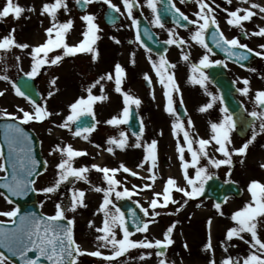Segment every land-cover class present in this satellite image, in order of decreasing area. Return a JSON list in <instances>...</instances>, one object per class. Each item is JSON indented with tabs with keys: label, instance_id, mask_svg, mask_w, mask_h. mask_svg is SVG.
I'll return each mask as SVG.
<instances>
[{
	"label": "snow or ice",
	"instance_id": "snow-or-ice-1",
	"mask_svg": "<svg viewBox=\"0 0 264 264\" xmlns=\"http://www.w3.org/2000/svg\"><path fill=\"white\" fill-rule=\"evenodd\" d=\"M95 0H75V3L80 7H84L94 3ZM185 0H180L183 4ZM232 0H225L226 4H231ZM243 3H248L249 0H242ZM103 3L111 8L114 12L121 13L120 7L112 3V0H103ZM198 6V11L192 15L195 19H190L180 8L176 7L173 0H145L146 7L151 10L153 19L150 23L158 28L165 29V24L162 22L161 15L158 11V4H164L165 11L170 12L174 16V23L183 28H188L190 25L195 26L191 31L190 40L196 45L204 49L203 55L200 56L198 62L191 61L190 52L186 48H190L191 44L184 38L179 37L175 29L168 28V39L164 40L165 45H175L180 49V58L188 63L190 75L188 83L199 85L204 90V94L210 99L202 106L198 107V112L206 113L219 102L220 118L218 121L208 122L209 134L207 138L201 137L193 133L194 123L191 117L187 118L186 126L181 115L174 107V94L180 95V106H183V98L181 89L175 79V73L172 71L176 68V64L169 62L165 53H158V59H153L151 53L152 48L147 47L141 38L139 30L140 21L133 16V9L140 7L137 0H122L123 7L127 13L128 19L131 21V27L136 29L135 42L149 53L147 59L155 72L157 80L163 87V95L166 103L164 111L170 114L174 119L171 124L173 136L177 137L175 151L180 162V169L184 186H180L174 177H168L164 183L161 192H153L148 206L144 207L139 201H135L136 208L143 215L137 214V211L127 209V216L124 211L114 202L124 198L131 199L133 195H139V191L151 189L157 179V173L154 169L157 168V144L156 139L150 143L143 142V134L145 125L143 120L140 121L139 131L131 132L134 137V142L130 143L128 134L120 130L116 136H109L105 140L107 147L104 149L109 154H114L116 149L126 150L128 147L143 148L144 155L142 160L136 165L137 168L143 169L148 163L147 172L149 175L141 177L137 171L128 168L123 162L118 167L109 168L98 164L74 166L75 158L86 156V150H77L71 144L55 143L50 151L49 156L58 154L59 159L55 164L54 181L46 187L36 189L34 187L35 177L42 175L39 170L41 161L37 160L33 155V139L32 136L25 131L21 125H27L30 122H43L53 115H60L59 112L53 113L47 107V99L55 95L58 88H55L58 77H53L49 83L54 90L47 92L44 103H38L31 95H28L16 83H12L15 95L23 97L31 105V110H25L18 107L15 112L7 110L0 111V118L13 121L6 123L4 127V137L8 147V155L4 156L0 152V172L5 173V183L0 184L5 192H0L7 203L12 204L11 197H26L29 193L39 192L46 197L50 194H56L61 185L66 182L75 183L82 181L90 184L88 173L95 170L102 174V181L105 186L92 185L91 190L102 193V201L99 203L95 213H100L103 216L102 225L95 226L94 221H88V227L94 228L97 233L95 236L96 248L88 251L83 249L77 243L74 237L75 217H68L67 213L77 212L80 208H86L85 202L86 192L80 188H72L69 203L67 205L60 202L55 204V211L52 215H37L35 212H27L21 214L18 207H13L10 210H0V216L8 217V223L13 226L11 228L3 226L4 221H0V248L6 249L12 256L18 257L20 264H78V260L82 256H90L102 259L105 264H119L118 258L124 256L131 249H156L157 257H164L167 248L174 243L172 233L178 222H172L163 232V239H149L144 236L143 239L134 240L131 237L134 233H147L149 226L156 222L155 218L161 215L157 211L158 208H167L171 203L178 205L175 212H180L189 203L190 200H195L205 193V186L208 181L212 180L216 173L212 169H220L222 166H227L228 171L226 176L230 178L233 166V156H246L247 150L252 145L258 136L264 134V89L256 90L253 97L254 108L251 111L245 109L248 117H251V123L248 125L251 130V135L240 147L233 146L232 134L237 129V120L234 118V113L229 111L225 106L224 97L219 94H214L208 90L207 84L209 76L205 72L214 65H223L227 67L222 59L213 60L211 57L215 55L213 48L207 42V34L210 31V38L213 45L226 54L227 59H234L236 62L247 60L248 54L253 53L255 56L264 58V44L259 45L260 51H254L247 44L241 43L240 38H227L219 27L216 19L215 9L219 8V4H215V0H211V4H215V8L206 0H195ZM68 15L71 9L68 6L67 0H45L39 9L40 16H47L50 24L44 29L45 40L38 45H29L28 43H20L16 40V28L13 26L7 35L0 37V51L8 52L13 48L24 51L29 49L28 55L31 58L30 70L24 72L28 79H34L40 75L42 68L45 65L56 66L63 61L65 57L75 56L76 54H91V60L96 62L99 57L98 48L95 47L96 42L101 38L98 33L102 31L94 14L85 12L80 19L85 23V29L81 32L82 39L74 45L67 42V37L73 28L74 21L68 18L61 22L58 18L60 11ZM227 13L226 23L230 26L239 27L247 36L264 37V27H259L258 30L248 33L244 30L243 22L250 21L258 13L264 14V6L259 3H251L247 8L237 7L235 10L229 11L223 9ZM34 6H22L18 0H5V3L0 7V23L4 18L9 16L13 20H19L25 12H36ZM242 13V14H241ZM25 19L30 17L25 16ZM264 19V16L261 17ZM186 22V23H182ZM42 23V21H41ZM143 35L152 39V36L147 28L144 29ZM115 44H120L121 41L116 37H110ZM132 43V41H129ZM54 50H62L60 54L49 56ZM243 50V51H240ZM130 63L135 64V52L130 54ZM19 62L20 57H16ZM245 67L244 64H240ZM249 71L256 72L255 68H249ZM126 78V70L119 63L114 65L113 72H108L98 76L93 82L89 83L83 91L86 95H81L67 105L68 114L62 118L58 124L54 123V127L62 130H67L73 137L81 138L85 141L89 140L90 135L96 130L101 123L96 119L94 105L96 102H103L108 99L104 89V81H112L114 83V91L121 95L123 107L116 115L105 120L103 123L109 126L119 127L120 125H128L132 117V106L139 109L142 101L125 91L122 88L124 79ZM264 79V75L260 77ZM2 80H9L7 75L0 76ZM143 79L147 82L149 88L152 86V79L148 73L143 74ZM237 81H233V85ZM243 87H239L236 91L244 96L249 97L251 88L250 81L244 78L240 81ZM99 86V94H94L93 90ZM4 92L0 91V96ZM39 95V93H37ZM153 99L155 96L153 94ZM243 107V104H241ZM184 115L187 117V111ZM86 118H91L89 122ZM51 133L52 129L48 130ZM182 134V142L179 138ZM162 135V133H161ZM42 143V142H41ZM99 148L100 145H95ZM264 147V145H262ZM210 150L213 152L210 153ZM190 156L186 158L185 153ZM216 154H219L217 157ZM203 161V162H202ZM243 163V159H241ZM11 168L10 178L8 168ZM48 161H43V171H47ZM264 169V163L260 164ZM189 170H192L191 173ZM119 172L127 173L132 177H138L142 180L151 181L152 183H144L142 186L133 184L131 189L124 186V182L116 179ZM225 183H235L227 179ZM122 189V190H121ZM173 191L182 194V201L173 198ZM247 191L250 199L243 204L242 207L233 211L230 215L232 226L226 229L224 239L220 241V246L227 253L229 247H235L230 244L234 238L243 241L248 245V252L241 257H233L231 255L220 261V264H264V238L260 235V229L264 227V183L255 179L251 180L247 185ZM228 197L222 198L221 202L213 204L216 212L223 216L221 210L222 203L227 202ZM43 202H41V207ZM200 205L198 204L197 207ZM173 214V213H168ZM212 219L208 218L207 226L209 228L208 241L204 245L205 251H212L211 242V227ZM129 225L134 229L130 231ZM118 231L122 234L118 238ZM245 234L249 239H245ZM185 249L187 244H184ZM101 249H109L110 254H105ZM33 253L34 255H30ZM151 251L141 252L138 259L144 260L152 256ZM8 256L0 251V264H8ZM158 264H167L166 259L161 258ZM209 264H216L214 260H210Z\"/></svg>",
	"mask_w": 264,
	"mask_h": 264
},
{
	"label": "rangeland",
	"instance_id": "rangeland-1",
	"mask_svg": "<svg viewBox=\"0 0 264 264\" xmlns=\"http://www.w3.org/2000/svg\"><path fill=\"white\" fill-rule=\"evenodd\" d=\"M18 2L25 7L34 6L37 11L31 13L25 12L19 20H13L11 16L4 18L3 22L0 23V37L7 35L9 30L14 26L16 28L15 37L18 42L28 43L29 45L43 43L45 40L44 29L50 24L47 16L42 17L39 15V9L45 0H18ZM67 2L71 11L66 15L63 10H61L58 15L59 20L61 18H68L70 14L74 13L73 7L71 6L72 1L67 0ZM251 2L252 0H249V4H251ZM4 3L5 0H0V7H2ZM25 16L30 18L25 19ZM20 20L29 21V25L25 27L24 32L21 31L22 22ZM122 27L123 25H120L119 29H122ZM80 36V34H68L67 42L70 45H74L79 42ZM28 51L29 49H26L22 52L15 48L6 53L0 51V54L3 53L0 55V76L7 75L9 77V80L7 81L0 79V91L4 92V95L0 96V111L7 110L8 112H15L18 107H22L25 110H31L29 102L23 97L16 96L11 87V84L18 74L30 70L31 58L27 54ZM61 51L62 50H57L56 54H60ZM132 52H135L134 65L130 63L131 56H129L128 49H120L119 63L126 70V78L124 79L122 88L125 91H129L130 94L138 97L142 101L138 111L141 120H143L145 125V132L142 138L143 142L150 143L153 139L158 141L157 168L154 169L157 173V179L151 189H144L143 191H139V186H142L144 183H152L151 181L132 177L123 172L117 173L116 179L124 182V186L129 187L130 189L133 184L137 185L139 195H133L131 199L139 201L141 205L147 207L148 202L152 197V193L154 191L161 192L168 177H174L180 186H184L185 182L182 178L180 162L175 151L177 137L173 136L171 130V124L174 118L164 111L166 100L159 96V87L156 82L152 81V86L148 90L144 89L140 82H136L134 77L139 73L142 74L144 71L148 70L145 68L149 67V61L146 54L140 50L138 46L133 47ZM17 56L20 57L19 62L16 60ZM76 60L77 59H75V61ZM50 70H52V72ZM41 73L42 78L39 80V83L43 90L42 97H46L48 91L54 90L53 86L48 80H46L45 76L52 73L51 76L58 77L55 85V88H58V91L55 92L53 97L47 99V107L51 112H59L60 115H53L43 122H30L27 124V126L36 133L40 142L42 156L44 160L48 161L47 171L36 179L34 185L36 189L49 186L54 181L56 171L55 164L58 162L59 155L53 154L49 156V151L55 143L61 142L63 144H71L77 150L87 151L86 156L75 158V167L91 165L97 163V161L102 158V160H100V162H102L100 166L102 167H118L119 164L123 162L128 168L137 171L141 177L149 175L147 172V168L149 167L148 163L145 164L143 169L136 167L143 158V148L128 147L123 151L116 149L114 154H109L104 150L107 147L105 144L107 137L116 136L120 130L126 132L123 125L114 127L103 123L105 120L111 118L112 115L118 114L122 109L123 104L120 94L116 93L112 88H109L108 91H105L108 99L103 102L95 103L94 111L96 119L101 123L90 135L89 140L85 141L81 138L73 137L67 130L54 127V123H60L62 118L68 114L67 105L69 103L81 95H86V93H83L78 88H76V90H69V87H66L65 83L67 82L64 79L69 76H66L64 68L60 64L54 69L46 68L41 71ZM96 90L99 91L98 88ZM153 94L155 99L152 98ZM184 100L187 103V118L191 117L194 123L193 133L207 138L209 134V120L218 121L220 115L213 117L209 112H198V107L207 102V100L202 97H198L197 99L192 94H189V97L184 96ZM44 102V99H42L41 103ZM49 129H52L51 133H49ZM179 138L182 142V134ZM134 139L135 138L129 136L130 143L134 142ZM232 139L234 147H240L243 144V142L236 139L234 133L232 134ZM259 140L260 139L257 137L256 141L250 145L246 156H233V166L230 178L226 176L228 171L227 166H222L220 169H212V171L216 173L215 176H218L223 180L230 179L231 181H235L244 190V194L240 199H231L221 207V210L224 213L223 216H220L216 212L211 201L199 200L198 198L190 200L180 212H175L178 205H173L171 203L167 208H158L157 211L161 212V215L155 218L156 222L149 226V231L147 233H135L131 239L140 240L143 239L144 236H147L149 239H163V232L172 222L176 221L178 223L172 233L174 243L167 248L165 256L157 257L154 249H131L125 256L118 258L119 264H158V260L161 258L166 259L167 264H188V261L201 260L200 258L203 254L206 256V259H204L202 264H209L211 253L204 250V245L207 243L209 236V228L207 226L208 218L212 219L210 227L212 245H215L219 255L223 257L222 259L229 255L233 257L246 255L248 252V245L243 241L234 238L229 243L234 244L235 247H229L227 253H225L220 246V241L224 239L226 229L233 224L230 220L231 213L242 207L243 204L250 199V195L247 191L248 183L253 179L264 183V169L260 167V164L264 163V147H262ZM97 144L100 145L99 148L95 147ZM211 152H213V150H210V153ZM185 155L186 158H190L187 152ZM216 155L220 158L219 154ZM164 159L167 161L166 165L162 164V160ZM241 159H243V163H241ZM189 171L191 173L192 170ZM2 174L3 172H0V175ZM87 175L91 182L90 184H86L82 181H76L75 183L66 182L61 185L60 190L56 194H50V197H46L39 192L36 193L40 200V208L42 212L47 215H52L54 214L56 203L60 202L65 205L69 203L72 188L75 187L85 190V202L87 207L80 208L75 213L68 212L67 215L70 218L73 216L75 217L74 237L77 243H79L83 249L92 251L96 248L97 242L95 241V236L97 233L94 231V228L90 229L88 227V221L92 220L94 221L95 226H101L103 216L100 213L93 214L99 203L102 201V193H97L91 190V187L92 185L106 187V184L102 181V174L95 170H91ZM93 194L94 196H92ZM172 195L174 199L182 201L181 193L173 191ZM113 199L116 203L117 201H115L114 197ZM41 202H43L42 207ZM198 204L200 205L199 207H197ZM11 208H13V206L0 196V210H10ZM8 220V217L0 216V221ZM260 235L264 238V227L260 229ZM121 237L122 234L118 231V238ZM245 239H249L247 234H245ZM185 243L187 244L186 249L184 247ZM101 251L105 254H110L109 249H101ZM148 251H151L153 255L142 261L138 259L141 252ZM78 264H105V262L100 258L85 255L79 258Z\"/></svg>",
	"mask_w": 264,
	"mask_h": 264
},
{
	"label": "flooded vegetation",
	"instance_id": "flooded-vegetation-1",
	"mask_svg": "<svg viewBox=\"0 0 264 264\" xmlns=\"http://www.w3.org/2000/svg\"><path fill=\"white\" fill-rule=\"evenodd\" d=\"M206 2L211 4V0H206ZM173 3H175L176 7L180 8L181 11H183L186 15L189 16L190 19H195V17L192 15L194 12L198 11V6L195 3V0H185V2L183 4L180 3V0H173ZM215 4H219L220 7L215 9V15H216V19L219 23V27L220 29L223 31L224 35H228V36H234V37H238L241 39V36L239 34L238 28L239 27H235V26H230L226 23L227 20V13L223 10L225 8H227L229 11L234 10L231 4H226L224 0H215ZM215 4H211L212 7L215 8ZM160 11L163 17V23L165 24V29H161L160 30V34L162 36L163 40L168 39V32L166 31V29L168 28H173L175 29L176 33L179 35V37H184L188 42H191L194 44L193 48H198L199 45H196L194 42H192L190 40V34L191 31H193L195 29V26L190 25L187 29L183 28V27H179L177 25H173L168 23V19L170 16V12L165 11V7L164 4H162V6H160ZM144 16L147 20H152L153 19V15L151 13V10L148 9L146 7L145 1H144ZM243 26H247V21L243 22ZM259 27H264V21L260 22L258 24ZM256 30H258V28H256ZM241 43L247 44L248 42V38L244 37L240 40ZM264 44V37H258L256 36V50L260 51L259 45ZM175 46V45H174ZM186 51H189L190 49L186 48ZM211 59L216 60V59H221L217 56H212ZM257 63V69H256V77H255V83H256V90L259 89H264V79H261L260 77L262 75H264V58H260L258 57L256 60ZM226 64V63H225ZM235 73H236V77L234 79V81H237V88L239 87H243V84L240 82L242 79L246 78L245 73L246 70H241L235 67ZM239 98H241L240 100L243 101V98H245L244 96L240 95L238 93ZM253 106V105H252Z\"/></svg>",
	"mask_w": 264,
	"mask_h": 264
},
{
	"label": "water",
	"instance_id": "water-1",
	"mask_svg": "<svg viewBox=\"0 0 264 264\" xmlns=\"http://www.w3.org/2000/svg\"><path fill=\"white\" fill-rule=\"evenodd\" d=\"M29 84H30L29 82H26L23 79H21L18 83V85L21 86L24 90H27V86ZM236 110H237V108H234V111H236ZM236 119L238 120L239 116H236ZM133 121H134V119H133ZM6 123H10V122L0 121V143H1L2 152H3L5 157H7V155H8V147H7V143L5 141L4 127H3ZM133 128L136 129V126H133ZM33 155L35 156V158L37 160L40 161L39 156H38V152H37V144H36L34 139H33ZM42 168H43V166L41 163V168L39 170L42 171ZM8 173H9V178H10V173H11L10 167L8 168ZM5 182H6L5 179L0 180V184H3ZM0 189L3 192H5V190L3 188H0ZM230 189H233L230 185H226V186L221 185L220 183L216 182L215 180H211L207 184L204 195L209 196V197L212 196L217 200H222V198L224 196H226L227 194L230 193V191H229ZM11 199L13 200V202L15 204H17L18 208L20 209L21 214L27 213V212H35L37 215H40L37 211V208L35 207V204H34L35 199H34L33 193H29V195L26 197H11ZM125 207L126 208H124V210H122V211L125 212L126 216H127V209L132 208V209L136 210L135 207L131 206L130 204L125 205ZM137 214L140 215L138 213V211H137ZM3 226L11 228L13 225L11 223H9V224H5ZM129 229H133V228L129 226ZM0 251L4 252L5 255L8 256V258L10 260H12L13 262H15L16 264H20L18 257L12 256L6 249L0 248ZM30 255H34V254L30 253Z\"/></svg>",
	"mask_w": 264,
	"mask_h": 264
},
{
	"label": "bare ground",
	"instance_id": "bare-ground-1",
	"mask_svg": "<svg viewBox=\"0 0 264 264\" xmlns=\"http://www.w3.org/2000/svg\"><path fill=\"white\" fill-rule=\"evenodd\" d=\"M214 247V246H213ZM216 249V248H215ZM212 249V250H215ZM211 259L214 260L217 264H220V261L222 260V258L220 256H218L217 251H215L212 256ZM188 264H202V262L200 260H194V261H188Z\"/></svg>",
	"mask_w": 264,
	"mask_h": 264
}]
</instances>
